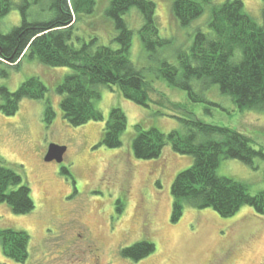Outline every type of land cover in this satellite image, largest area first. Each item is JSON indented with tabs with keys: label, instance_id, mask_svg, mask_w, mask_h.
Masks as SVG:
<instances>
[{
	"label": "rangeland",
	"instance_id": "374dc122",
	"mask_svg": "<svg viewBox=\"0 0 264 264\" xmlns=\"http://www.w3.org/2000/svg\"><path fill=\"white\" fill-rule=\"evenodd\" d=\"M109 1L95 0L93 12L80 14L74 29L75 45L95 39L96 45L118 47L114 40L118 32L106 15ZM152 1L159 36L168 39L166 45L145 48L139 36L141 13L132 7L123 16L133 30L129 58L150 83L148 107L126 99L117 86L98 85L99 96L93 103L103 120L73 126L63 118L61 96L56 92L70 68L44 65L29 56L18 69L0 63V72L7 74L0 73V85L10 91L31 76L47 87L44 99H22L13 115L0 110V163L20 172L34 201V209L20 215L0 203V229L23 230L29 235L25 261L5 257L0 245V264H264V215L248 205L230 217H221L211 208L185 206L173 223L170 188L175 176L191 165L192 156L173 151L169 144L158 158L143 160L133 155L136 123L164 133L185 132L180 118L192 115L207 123L234 127L249 135L255 148L264 149V111L240 110L217 84L203 80L191 81L199 98L194 100L158 73L162 61L176 63V54L189 50L197 30H208L211 5L182 26L172 15L174 0ZM224 1L213 0L212 4ZM242 2L261 24L262 0ZM47 5L46 0L31 3L27 19H47ZM20 23L19 9L14 7L0 18V31L7 33ZM45 99L54 110L49 125L44 121ZM160 99L164 101L160 105L154 102ZM169 101L180 103V108L173 109ZM112 107L121 108L127 118L118 148L100 144ZM52 143L66 148L61 162L44 159ZM254 164L256 168L237 159L221 158L217 173L243 183L255 194L264 190V159H256ZM117 207L122 208L120 213ZM141 240L153 243L150 255L139 261L120 255L121 248Z\"/></svg>",
	"mask_w": 264,
	"mask_h": 264
},
{
	"label": "trees",
	"instance_id": "16d2710c",
	"mask_svg": "<svg viewBox=\"0 0 264 264\" xmlns=\"http://www.w3.org/2000/svg\"><path fill=\"white\" fill-rule=\"evenodd\" d=\"M42 0H0V18L18 7L21 23L7 33L0 31V63L18 69L22 59L29 56L51 67H67L66 74L56 87L61 96L59 106L63 118L73 126L88 121H101L103 114L93 100L99 96L98 85L117 86L120 93L139 105L148 107L150 83L143 72L129 58L133 30L123 18L135 7L142 15L140 39L147 49L162 47L168 39L161 38L152 0H110L106 15L117 30L114 40L118 47L96 45L95 39L75 45L74 29L80 14L93 12L95 0H46L49 17L29 21L27 9L31 3ZM174 0L172 15L182 26L189 25L210 6L211 19L208 30H197L188 51L176 54V63L162 61L158 73L175 88L187 91L198 100L191 81L203 80L217 84L219 90L232 99L240 110L264 111V0L261 24H257L245 10L242 0ZM79 40L78 37H75ZM6 76V72H0ZM47 87L37 77L31 76L17 89L10 91L0 85V110L13 115L24 98H45ZM164 100V98H163ZM154 101L160 105L163 103ZM170 102V101H169ZM173 109L180 103L170 102ZM162 114L160 111H156ZM54 110L45 99L44 121L50 124ZM186 131L172 130L164 133L155 127L134 125L133 155L137 159L158 158L164 146L173 151L192 156L191 165L174 178L171 222H177L185 206L211 208L221 217H230L248 205L264 215V190L251 194L246 186L233 178L217 173L221 158L237 159L255 167L256 159H264V149L255 148L252 138L240 130L207 123L195 116L180 118ZM127 118L119 107H112L102 129L100 144L107 148L122 145V133ZM0 203H6L14 214H26L34 209L31 190L15 168L0 163ZM122 208L117 207L120 213ZM29 235L13 228L0 229V245L5 257L24 262L28 257ZM154 251L153 243L141 240L120 249V255L139 261Z\"/></svg>",
	"mask_w": 264,
	"mask_h": 264
},
{
	"label": "water",
	"instance_id": "95a60500",
	"mask_svg": "<svg viewBox=\"0 0 264 264\" xmlns=\"http://www.w3.org/2000/svg\"><path fill=\"white\" fill-rule=\"evenodd\" d=\"M65 149L66 148L64 146H60L55 143L50 144L44 156L45 161L55 160L57 162H61L63 160Z\"/></svg>",
	"mask_w": 264,
	"mask_h": 264
}]
</instances>
